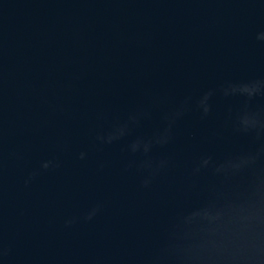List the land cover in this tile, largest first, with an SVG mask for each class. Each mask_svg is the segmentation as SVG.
Masks as SVG:
<instances>
[{
	"label": "water",
	"instance_id": "water-1",
	"mask_svg": "<svg viewBox=\"0 0 264 264\" xmlns=\"http://www.w3.org/2000/svg\"><path fill=\"white\" fill-rule=\"evenodd\" d=\"M0 264H264V0H0Z\"/></svg>",
	"mask_w": 264,
	"mask_h": 264
}]
</instances>
